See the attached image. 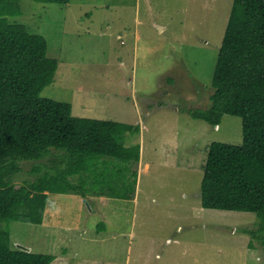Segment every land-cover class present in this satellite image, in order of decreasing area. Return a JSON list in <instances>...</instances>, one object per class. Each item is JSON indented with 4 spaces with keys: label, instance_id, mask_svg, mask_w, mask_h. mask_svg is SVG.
Wrapping results in <instances>:
<instances>
[{
    "label": "rangeland",
    "instance_id": "obj_1",
    "mask_svg": "<svg viewBox=\"0 0 264 264\" xmlns=\"http://www.w3.org/2000/svg\"><path fill=\"white\" fill-rule=\"evenodd\" d=\"M232 3L20 1L9 21L44 37L58 62L41 97L70 103L75 117L138 126L121 142L141 145L142 161L89 157L91 175L71 178L86 198L49 193L41 226L2 223L14 249L52 255V264H264V248L244 233L259 228L255 214L201 207L209 147L241 145L242 120L225 115L215 129L188 114L210 107ZM61 158L52 150L21 161L14 184L64 168Z\"/></svg>",
    "mask_w": 264,
    "mask_h": 264
},
{
    "label": "trees",
    "instance_id": "obj_2",
    "mask_svg": "<svg viewBox=\"0 0 264 264\" xmlns=\"http://www.w3.org/2000/svg\"><path fill=\"white\" fill-rule=\"evenodd\" d=\"M20 1L0 0V264H52V255L14 249L2 223L41 226L48 193L86 198L81 184L71 178L80 181L91 175L89 157L138 164L140 146L127 148L121 141L139 133V128L75 117L70 103L41 97L54 81L58 62L48 57L44 37L9 21L22 14ZM32 1L68 5L72 0ZM212 88L210 107L190 111L189 116L212 127L219 126L225 115L238 117L243 142L210 145L201 207L255 214L259 228L244 233L251 238L249 247L254 249L257 243L264 248V0H233ZM52 150L64 153V168L55 165L53 173L32 184H14L21 161H40Z\"/></svg>",
    "mask_w": 264,
    "mask_h": 264
},
{
    "label": "crops",
    "instance_id": "obj_3",
    "mask_svg": "<svg viewBox=\"0 0 264 264\" xmlns=\"http://www.w3.org/2000/svg\"><path fill=\"white\" fill-rule=\"evenodd\" d=\"M137 124V123H136ZM139 124H141V123H139ZM128 125H130V124H128ZM134 126H136V125H134ZM216 129V128H215ZM142 161V147H141V145H140V161H139V163ZM49 194V193H48Z\"/></svg>",
    "mask_w": 264,
    "mask_h": 264
},
{
    "label": "water",
    "instance_id": "obj_4",
    "mask_svg": "<svg viewBox=\"0 0 264 264\" xmlns=\"http://www.w3.org/2000/svg\"><path fill=\"white\" fill-rule=\"evenodd\" d=\"M159 30H161V28L159 27L158 28ZM22 250H25V251H28L29 252V250H27V249H25V248H22Z\"/></svg>",
    "mask_w": 264,
    "mask_h": 264
},
{
    "label": "clouds",
    "instance_id": "obj_5",
    "mask_svg": "<svg viewBox=\"0 0 264 264\" xmlns=\"http://www.w3.org/2000/svg\"><path fill=\"white\" fill-rule=\"evenodd\" d=\"M216 129H218V126L217 127H215Z\"/></svg>",
    "mask_w": 264,
    "mask_h": 264
}]
</instances>
